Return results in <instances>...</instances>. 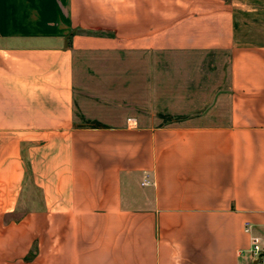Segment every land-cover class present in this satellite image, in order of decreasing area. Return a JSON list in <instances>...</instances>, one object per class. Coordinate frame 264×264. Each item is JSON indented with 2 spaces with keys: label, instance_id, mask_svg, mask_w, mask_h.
Listing matches in <instances>:
<instances>
[{
  "label": "crops",
  "instance_id": "crops-1",
  "mask_svg": "<svg viewBox=\"0 0 264 264\" xmlns=\"http://www.w3.org/2000/svg\"><path fill=\"white\" fill-rule=\"evenodd\" d=\"M263 233L264 0H0V264H249Z\"/></svg>",
  "mask_w": 264,
  "mask_h": 264
},
{
  "label": "built area",
  "instance_id": "built-area-1",
  "mask_svg": "<svg viewBox=\"0 0 264 264\" xmlns=\"http://www.w3.org/2000/svg\"><path fill=\"white\" fill-rule=\"evenodd\" d=\"M245 231L248 232L249 229L246 228ZM248 255L249 264H264V233L260 237H251Z\"/></svg>",
  "mask_w": 264,
  "mask_h": 264
}]
</instances>
